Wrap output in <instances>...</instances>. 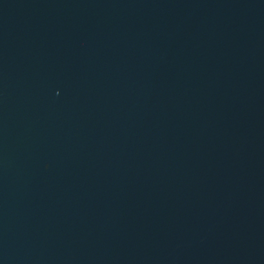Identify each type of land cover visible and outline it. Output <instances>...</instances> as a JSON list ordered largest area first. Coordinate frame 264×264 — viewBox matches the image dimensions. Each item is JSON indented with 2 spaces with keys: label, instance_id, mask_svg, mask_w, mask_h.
<instances>
[{
  "label": "water",
  "instance_id": "water-1",
  "mask_svg": "<svg viewBox=\"0 0 264 264\" xmlns=\"http://www.w3.org/2000/svg\"><path fill=\"white\" fill-rule=\"evenodd\" d=\"M0 264H264V0H0Z\"/></svg>",
  "mask_w": 264,
  "mask_h": 264
}]
</instances>
